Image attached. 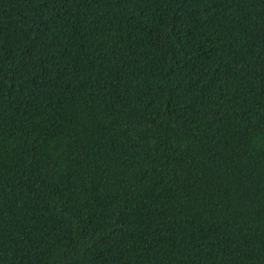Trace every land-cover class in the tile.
Wrapping results in <instances>:
<instances>
[{
	"label": "trees",
	"instance_id": "trees-1",
	"mask_svg": "<svg viewBox=\"0 0 264 264\" xmlns=\"http://www.w3.org/2000/svg\"><path fill=\"white\" fill-rule=\"evenodd\" d=\"M0 264H264V0H0Z\"/></svg>",
	"mask_w": 264,
	"mask_h": 264
}]
</instances>
